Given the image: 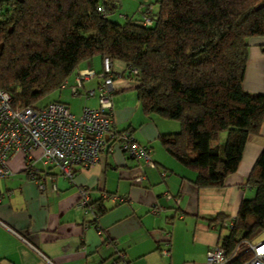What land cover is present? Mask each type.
<instances>
[{"label":"trees","instance_id":"trees-1","mask_svg":"<svg viewBox=\"0 0 264 264\" xmlns=\"http://www.w3.org/2000/svg\"><path fill=\"white\" fill-rule=\"evenodd\" d=\"M1 5L0 90L11 96L14 108H38L63 90L83 63L108 57L113 65H125L124 72H114V81L137 80L147 116L180 124L179 133L160 140L167 153L197 173L199 190L221 189L237 172L247 142L264 125V94L243 88L249 40L264 37V0H151L149 27L143 25L145 6L139 19L120 23L110 18L115 6L109 0H2ZM96 73H103V61ZM246 185L254 196L242 200L237 217L215 220L221 231H229L219 244L228 256L242 243L228 264L251 261L247 243L264 234V150ZM230 219L231 230L223 225Z\"/></svg>","mask_w":264,"mask_h":264},{"label":"crops","instance_id":"crops-1","mask_svg":"<svg viewBox=\"0 0 264 264\" xmlns=\"http://www.w3.org/2000/svg\"><path fill=\"white\" fill-rule=\"evenodd\" d=\"M109 1L115 6L110 18L120 23L139 19L144 6L151 3ZM263 46L264 37L249 40L243 88L250 94H264ZM102 61L98 56L83 63L68 83L73 85L82 71L101 72ZM114 70L122 73L125 65L114 62ZM99 82L93 79L85 88L95 89ZM137 85L132 77L115 79L114 122L118 131L131 130L140 144L152 148L156 168L128 157L111 140L99 163L75 168L73 181L61 177L56 166L37 160L27 170L24 154H15L8 176L0 178V264H49L42 255L53 264H117L118 249L126 253L129 264H205L208 251L229 234L215 220L219 215L237 217L242 200L254 196L246 181L264 150V125L250 137L237 172L226 179L225 186L199 190L194 185L197 173L167 153L160 140L162 135L179 133L180 124L147 116ZM65 90L67 94L55 101L66 103L76 115L86 106H99L97 98L73 97ZM140 176L145 180L139 185L135 180ZM81 190L89 191L93 204L101 207L97 220L92 212L77 207ZM167 194L179 204L168 200ZM114 195L129 200L115 201L110 198ZM254 221L250 214L249 222ZM167 241L170 255L164 256L161 250ZM258 241H264V234Z\"/></svg>","mask_w":264,"mask_h":264},{"label":"built area","instance_id":"built-area-1","mask_svg":"<svg viewBox=\"0 0 264 264\" xmlns=\"http://www.w3.org/2000/svg\"><path fill=\"white\" fill-rule=\"evenodd\" d=\"M2 0H0V19L3 14ZM143 15V25L152 26L151 11L146 8ZM101 15L106 16L105 8H100ZM114 65L106 57L103 60V73L98 75L94 70L82 71L70 85L65 82L63 90L69 89L73 97L83 96L89 100L97 97L98 107L86 106L81 114L76 115L70 107L60 101L50 102L44 107L14 108L11 96L0 90V178L9 174L8 165L13 156L23 153L26 158V169L32 170L34 162L40 161L45 166H56L61 177L73 181L75 168L88 169L100 162L107 149L108 141L118 143L122 151L130 158L144 162L149 168L155 169L152 159V148L140 144L132 132L118 131L114 122ZM133 74L137 71L133 70ZM100 79L98 87L86 89L85 84L93 79ZM35 179V176H33ZM145 176L135 180L142 184ZM56 189V187H54ZM41 189H44L41 186ZM109 198V195H105ZM115 201L127 202L128 196H111ZM168 200L178 199L170 194ZM77 207L99 216L97 205L93 204L87 190H81ZM153 214L157 209L151 210ZM224 227L231 230L234 227L233 219L226 221ZM242 243L238 244L232 256H228L221 245L211 248L206 255L205 264H228L239 253ZM253 253V259L246 264H264V241L247 243ZM164 256L170 255V244L167 241L161 250ZM41 254V253H40ZM42 255V254H41ZM117 264H129L126 253L116 251ZM49 263L50 260L42 255Z\"/></svg>","mask_w":264,"mask_h":264},{"label":"rangeland","instance_id":"rangeland-1","mask_svg":"<svg viewBox=\"0 0 264 264\" xmlns=\"http://www.w3.org/2000/svg\"><path fill=\"white\" fill-rule=\"evenodd\" d=\"M156 10V9H155ZM66 90H61L59 92H56L52 95L47 96L45 99H43L39 104L38 107H43L47 104H49L50 102H53L55 100H57L59 98V96L61 95L62 97H64L66 95ZM118 146H120L118 143H116ZM121 148V147H120Z\"/></svg>","mask_w":264,"mask_h":264},{"label":"water","instance_id":"water-1","mask_svg":"<svg viewBox=\"0 0 264 264\" xmlns=\"http://www.w3.org/2000/svg\"><path fill=\"white\" fill-rule=\"evenodd\" d=\"M18 1H20V2H24V0H18Z\"/></svg>","mask_w":264,"mask_h":264}]
</instances>
